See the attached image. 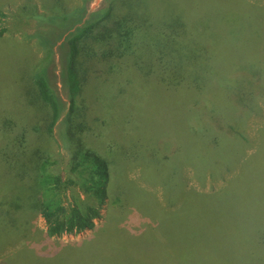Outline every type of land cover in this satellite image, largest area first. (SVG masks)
Returning <instances> with one entry per match:
<instances>
[{"label":"rangeland","instance_id":"rangeland-1","mask_svg":"<svg viewBox=\"0 0 264 264\" xmlns=\"http://www.w3.org/2000/svg\"><path fill=\"white\" fill-rule=\"evenodd\" d=\"M125 1L117 0L115 4ZM243 2L260 9L258 16ZM48 3H53V7ZM147 3L151 4L149 12L152 16L155 14L156 19L166 18L161 13L169 9L183 13L191 28L192 19L205 16L208 22L210 15L217 20L218 13L227 21L231 13L237 14L252 25L241 20V35L255 31L252 35L258 38L264 50V0H145ZM58 4L62 11L57 12ZM82 5V0H0V31H3L0 36V166L4 176H9L12 189L13 180L17 179V173L13 175V172L18 165L12 164L11 156H17L16 149L22 144L29 146V152L42 147L61 167L69 166L73 149L62 139L63 123L67 122L70 106L68 91L63 85L64 38L54 43L50 62L41 44L44 40L53 43L68 26V23H49L47 19L60 14L69 16L75 9H82ZM106 5V0H91L83 20ZM32 8L36 10L35 16L26 11ZM43 16L47 19H39ZM210 26L209 32L218 37L216 28ZM171 27L176 26L168 23L160 27L162 38L141 47L140 58L126 55L114 61L111 73L98 72L107 70L105 65L102 69L93 66L97 72L93 74L95 79L76 99L77 114L81 110L84 117L74 115L73 123L82 128L85 122L89 127L82 137L86 145L99 153L121 145L130 156L125 175L131 185L137 184L131 200L121 199L119 195L117 197L123 200L121 204L115 200L116 181L110 200L102 208L101 218L95 221L94 230L51 240L45 236L47 227L39 215L29 213L25 217L20 213V226L27 223L21 228L25 235L0 247V264H29L22 260V248H31L36 256H52L58 261L55 264H264V145L261 146L264 134L260 133L264 130V95L255 97L250 104L252 110L243 107L238 111L246 114L236 116L245 138L243 146H221L220 150L206 156L205 150L191 144L188 130L181 124V106L188 101L182 93L187 89H167L157 71L145 77L135 66L156 63L160 58L156 50L163 40H170ZM163 28L167 29L165 34ZM239 38L240 52L258 56L255 45L244 36ZM227 47L223 40L215 53V63L221 68L217 70L219 74L226 72L227 59L233 60L230 53L226 55ZM47 61L49 84L63 108L52 135L47 131L50 113L44 108L35 85ZM226 80L223 76L222 81ZM210 92L217 108L223 106L227 110L226 97L216 89ZM4 123L7 126L4 130L10 132H1ZM227 123L235 125L234 121ZM143 129L145 134L141 137ZM24 132L27 133L25 141ZM168 137L177 145L184 142L181 146L183 160L178 165L181 169L175 170L180 174L181 186L174 194L164 190L161 183L155 186L147 183L143 171L147 170L145 164L149 161L144 159L137 163V159L134 160L143 156L140 148L147 146L149 140L160 139L168 145ZM5 150L8 154L3 156ZM204 171L208 174L200 180ZM172 175V166L160 168L159 178ZM5 186L6 182L0 191L2 200L10 196ZM74 244L81 245L79 253L60 254V246Z\"/></svg>","mask_w":264,"mask_h":264},{"label":"trees","instance_id":"trees-1","mask_svg":"<svg viewBox=\"0 0 264 264\" xmlns=\"http://www.w3.org/2000/svg\"><path fill=\"white\" fill-rule=\"evenodd\" d=\"M82 1V9H75L69 16L60 14L49 19L39 17L53 24L68 23L57 40L49 44L44 40L41 47L47 52L50 62L54 43L64 38L63 85L68 91L70 106L67 122L63 123L62 139L73 149L72 157L69 166L63 168L59 161L52 160L47 150H43L42 147L29 152L27 151L29 146L20 145L19 149H16L17 156H11L12 164L14 162L18 165L16 170L13 168L15 172L13 175L17 173V179L13 180L12 185L15 190L9 187V176H4V170L0 166V191L4 188L5 182V188L10 190L9 197L4 196L3 200L2 196L0 197V247L25 235L21 228L27 226V223L20 226L18 217L20 213L25 217L29 213L39 215L47 227L45 236L51 240L63 235L94 230L95 221L101 218L102 208L110 200L116 181L118 183L115 189L116 197L119 195L121 199L127 197L129 201L131 200L130 196L137 190V184L131 185L125 175L130 156L119 144L120 147L115 149L109 147L104 153H99L86 145L82 137L89 127L85 122L82 128L73 123L74 115L84 117L81 110L77 114L76 99L82 95L84 87L95 79L93 74L97 72L95 68L92 69L93 66L99 69L107 68L99 70L100 73H111L114 61L126 55H137L140 58L141 47L145 48V44L148 46L147 42L153 43L157 38H162L163 34L159 28L163 25L171 23L176 27H171L170 40H163L157 48L156 53L160 58L156 63L143 67V64L135 66L145 77L157 71L161 83L167 89H187L182 93V97L188 101L181 106V124L188 130L191 144L197 149L205 150L206 156L210 152L220 150L221 146L229 148L243 146L245 138L236 123L238 122L236 116L240 114L238 117H242L246 114L238 111H242L243 107L245 110H252L250 104L255 101V97L264 95L263 45L252 35L255 31L252 34L241 35V20L251 25L243 17L231 13L226 21L218 13L219 18H215H218L217 20L208 15V22L218 33L216 37L215 33L209 32L211 26L205 16L192 19L189 23L192 28L187 26L183 13H175L169 9L161 13L167 16L166 18L156 19L155 14L152 16L149 12L148 7L151 4L146 5L145 0H127L118 5L115 4L117 0H106L107 5L102 10L89 14L87 19L83 20L87 4L91 0ZM48 4L53 7V3ZM243 4L252 14L258 16L260 9L245 2ZM57 6L60 8L57 12L62 11L61 6L59 4ZM26 11L32 16L36 14L34 8ZM156 20L160 22L155 23ZM166 20L168 22L164 23ZM165 30L167 29L163 28L164 34ZM2 33L3 31H0V36ZM239 36L246 37L251 45H255L258 56L250 57L246 55L247 52L239 51L241 49ZM223 40L228 46L226 55L230 53L229 56L233 60L227 59L224 64L226 72L219 74L221 72L217 70L221 68L215 63V53H218L217 47ZM48 61L36 77L35 85L44 108L46 107L50 113V119L47 117L44 120H49L47 131L52 135L61 120L63 108L62 102L49 84L46 73ZM223 76L227 78L226 81H222ZM211 89L218 90L221 96L226 97L227 110L223 106L217 108ZM227 121H234L235 125L228 124ZM5 127L7 126L4 123L1 132H10L4 130ZM260 133L264 134V130L262 129ZM144 134L145 129L140 134L141 137H144ZM25 135L27 138V133L24 132L22 135L24 141ZM155 140H149L147 146H141L143 156L139 160L134 157V160L137 159L136 162L139 163L144 159L149 161V164H145L147 170L143 171L147 183L152 186L161 183L164 190L174 194L181 186L180 174L175 170L181 169L178 165L183 160L181 146L184 142L177 145L174 139L168 137V145H164L160 139ZM263 145L264 142L261 146ZM7 154L6 150L2 152L3 156ZM162 166H172L173 175L166 179L159 178ZM203 174L200 180H203L208 172L204 171ZM211 177L215 179V176ZM119 198L115 200L121 204L123 200ZM80 246L77 244L60 246L59 251L64 256L79 253ZM20 252L21 255L24 253L22 260L29 264L58 262L52 256H48L51 258L36 256L31 248L27 250L22 248Z\"/></svg>","mask_w":264,"mask_h":264}]
</instances>
